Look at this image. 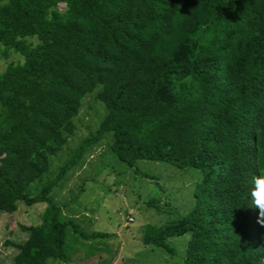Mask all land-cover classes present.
I'll return each mask as SVG.
<instances>
[{"label":"trees","instance_id":"trees-1","mask_svg":"<svg viewBox=\"0 0 264 264\" xmlns=\"http://www.w3.org/2000/svg\"><path fill=\"white\" fill-rule=\"evenodd\" d=\"M11 54L22 61L0 72V215L44 204L27 239L6 242L12 264L67 263L68 229L110 236L84 232L52 197L106 133L143 178L157 181L138 163L157 162L194 185L190 210L144 226V246L175 256L169 240L189 235L184 264H261L264 221L247 193L264 171V0H0V59ZM87 97L105 109L96 132L42 182Z\"/></svg>","mask_w":264,"mask_h":264},{"label":"rangeland","instance_id":"rangeland-1","mask_svg":"<svg viewBox=\"0 0 264 264\" xmlns=\"http://www.w3.org/2000/svg\"><path fill=\"white\" fill-rule=\"evenodd\" d=\"M60 5L59 9L64 10ZM22 61L18 55L0 59V72L10 62ZM89 96V95H88ZM105 109L92 97L84 101L77 119L76 133L63 149L55 155L48 173L42 182L53 178L61 165L71 158L80 143L95 133ZM111 139H110V138ZM112 134L106 133L102 140L87 148L82 159L52 191L54 201L62 208L66 217L78 222L86 233H107V238L83 240L70 229L67 230V252L69 261L59 264H184L183 257L189 235L169 240L176 248L177 255L171 256L162 249L146 247L141 235L147 224L163 225L167 221L184 215L192 207L194 185L182 181L171 165L142 161L137 167L141 172L156 177L143 178L134 168L120 162L110 151ZM38 181L30 189L34 192ZM160 196L167 200L169 207L157 212L146 206L145 201ZM44 204L31 208L21 205L14 214L0 216V262L12 264L17 254L14 246L20 244L28 234L21 226L36 225Z\"/></svg>","mask_w":264,"mask_h":264},{"label":"clouds","instance_id":"clouds-1","mask_svg":"<svg viewBox=\"0 0 264 264\" xmlns=\"http://www.w3.org/2000/svg\"><path fill=\"white\" fill-rule=\"evenodd\" d=\"M248 207L257 212L258 223L264 221V171L250 177V188L247 193ZM264 226V224H261ZM264 264V260L261 261Z\"/></svg>","mask_w":264,"mask_h":264}]
</instances>
